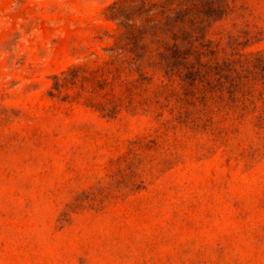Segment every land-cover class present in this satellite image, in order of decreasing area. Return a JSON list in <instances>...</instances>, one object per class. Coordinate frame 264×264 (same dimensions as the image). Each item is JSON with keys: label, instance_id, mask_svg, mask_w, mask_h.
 <instances>
[{"label": "rangeland", "instance_id": "374dc122", "mask_svg": "<svg viewBox=\"0 0 264 264\" xmlns=\"http://www.w3.org/2000/svg\"><path fill=\"white\" fill-rule=\"evenodd\" d=\"M0 264H264V0H0Z\"/></svg>", "mask_w": 264, "mask_h": 264}]
</instances>
